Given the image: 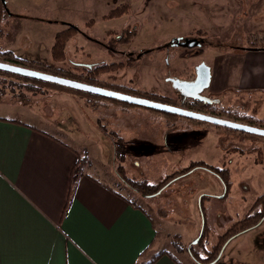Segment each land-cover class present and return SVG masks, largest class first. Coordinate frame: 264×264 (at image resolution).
<instances>
[{
  "label": "rangeland",
  "instance_id": "obj_1",
  "mask_svg": "<svg viewBox=\"0 0 264 264\" xmlns=\"http://www.w3.org/2000/svg\"><path fill=\"white\" fill-rule=\"evenodd\" d=\"M209 1L211 4L219 2L215 16L212 11L206 12L203 8L202 13L199 8L201 4ZM122 2H127L131 6L127 13L109 19L103 17L110 8ZM231 5L233 8H238L233 14L230 11ZM6 7L10 14L2 15L0 53L8 51L22 59L49 64L54 68L18 63L55 75H60L58 70L62 69L72 75L83 73L82 69L75 67L77 63H85V66L102 62L122 63V66L118 68L112 67L111 70L98 73L95 85L117 91L122 88L129 94L137 92L138 95L150 93L162 95L156 91L168 84L165 79L166 74L189 77V72L195 64L200 61L206 64L212 62L209 59L211 55L208 52L209 48L224 50L242 44L264 46V0H178V2L171 0H6ZM90 19L93 20V24H87ZM65 23L75 25L80 31L66 41L64 59L55 60L52 58L51 48L49 52V44L51 41L53 43L55 33L63 29ZM124 28L135 29V34L124 46H118L115 42L116 35ZM81 33L95 39L94 42H89ZM173 37H196L201 45L192 47L168 45ZM104 44L111 46L114 51L108 50ZM160 46L163 49L162 53L156 52L157 47ZM149 48L150 51H145ZM0 61L12 63L1 56ZM141 89H148L151 92ZM69 90L60 91L54 87L31 86L20 77L0 73V98L6 96L9 100L24 102L28 106L37 107L38 110L41 108L42 112L45 111L50 115L53 113V107L57 117L59 119L63 117L62 120H65L67 109L79 110V107H82L87 114H91L93 125L95 115L97 126L94 125V127L101 131L102 137L96 133L90 138L99 137L104 140L103 160L112 165H118L115 150L112 148L113 140L118 134L113 126L129 128L149 120H153L154 124H164L161 116L165 115L155 116V114H167V112L118 99L79 95L74 90ZM64 92L80 100V106L76 101H72L73 99L66 98ZM203 94L219 99L212 104V107H209L210 109H205L210 110L214 115L223 117L226 114L222 111H225L229 112L227 115L232 117L231 119L241 122L248 121V118L264 121L263 86L229 89L226 95L213 94L209 90H205ZM228 97H231V100L229 104H226ZM171 103L188 107L187 103L179 104L177 98L171 99ZM139 108L148 110L150 112L148 114L152 116L140 113ZM235 114L243 115V120ZM175 116L181 123L178 124L176 132L167 133V135L177 136L179 140L183 139V142L187 141L186 147L182 150L152 144V148H144L140 147L142 144L136 142L137 146L132 151L140 158L142 164L140 166L126 165L127 173L122 171L120 176L127 177L129 174L131 175L129 177L134 179H145L150 183H157L171 173L188 166L191 160L202 161L219 168H229L228 192L214 174L198 168L186 176L173 180L168 187L162 192L158 191L156 195L145 197L140 195L138 199L133 197L150 213L155 222L158 220L156 218L172 220L176 223V229L186 238V229L194 225L193 212L188 201L189 197L186 195L191 193V196H194L205 186L214 195L205 198L203 203L205 223L208 228L205 248L209 249L216 244L218 235L224 233L234 220L241 219L245 215L255 195L264 189V178L261 177L264 162H257L259 156L264 158V137L225 128V132L220 133L217 140L223 152H218L215 156L211 154V158H208L206 154L198 158L196 150L189 147L202 139V132L193 125L187 127L189 122L195 119L181 115ZM76 120L78 123L73 127L78 129L80 124L77 117ZM249 138L254 141L248 142L246 139ZM243 139L247 143L239 142ZM256 141L263 143L258 147ZM107 146L110 147L107 148ZM238 146L242 150L239 151L240 153L232 154L231 160L228 161L227 153L230 152L231 147L236 150ZM174 154H179L184 159L172 158ZM245 190L248 192V197L241 195ZM198 201L200 203V200ZM198 201L196 207L199 211H196V214L199 212L198 216L201 219ZM165 227L168 231L179 234L174 231L172 225L166 224ZM197 235L196 232L184 244V247L192 244V240ZM165 241L166 244H170L168 239ZM222 247L221 255L215 264H264V222L235 236L232 240L228 239Z\"/></svg>",
  "mask_w": 264,
  "mask_h": 264
},
{
  "label": "crops",
  "instance_id": "obj_2",
  "mask_svg": "<svg viewBox=\"0 0 264 264\" xmlns=\"http://www.w3.org/2000/svg\"><path fill=\"white\" fill-rule=\"evenodd\" d=\"M203 4L199 6L202 13L204 8L217 14L219 2ZM237 9L231 5V14ZM51 45L52 41L49 52ZM240 46L244 47L208 49L212 60L207 63L210 81L203 93L209 90L226 95L229 89L264 87V46ZM161 50L160 47L156 52ZM177 77L190 79L185 75ZM156 92L179 99L174 94L179 93L169 84ZM64 93L80 106V100ZM230 100L228 97L226 104ZM40 109L6 96L0 98V264H199L186 250L175 249V232L168 231L165 225H172L186 244L200 228L199 212L196 214L200 193L211 191L204 186L194 196L186 195L194 225L186 229L184 238L172 220L156 218L158 223L155 222L133 199L142 195L124 182L125 176H120V167L126 174V165L142 164L132 151L136 142L144 148H152V144L182 150L186 147L187 141L167 135L178 130L181 122L177 116L155 114L165 115L161 116L162 125L149 120L129 128L113 126L118 134L112 144L118 165H112L103 160L105 145L101 131L94 127L95 115L93 125L91 114L82 107L67 109L65 120L61 115L57 117L53 107L52 115ZM139 109L152 116L148 110ZM76 117L80 129L73 127L78 123ZM190 125L202 132V139L189 147L196 150L198 158L223 152L217 140L225 132L224 127L197 120H191L187 127ZM96 133L101 139L90 138ZM178 157L182 156L174 154L172 158ZM193 161L197 160L189 164Z\"/></svg>",
  "mask_w": 264,
  "mask_h": 264
},
{
  "label": "trees",
  "instance_id": "obj_3",
  "mask_svg": "<svg viewBox=\"0 0 264 264\" xmlns=\"http://www.w3.org/2000/svg\"><path fill=\"white\" fill-rule=\"evenodd\" d=\"M128 10H129V5L127 3H121L120 5L110 9L105 15H103V17L108 18V19L114 18V17H120L124 13H127ZM4 13L10 14L8 8L5 7L2 3V0H0V25L2 24V15ZM90 23L93 24L94 23L93 20L90 19V21H88L87 24H90ZM65 24H67V25L63 29L56 32L54 37H53V43L51 45V55H52V58L55 60L64 59L66 41L80 31V29L78 27H76L75 25H73L71 23H65ZM133 35H134V30L125 29L124 32H122L115 39V42H117V43L128 42L129 39H131V37ZM0 56L11 61L14 64L20 63V64H29V65H40L41 68H50V69L54 68L53 66H51L49 64H44V63L39 62V61L29 60L26 58L25 59L19 58V57L13 55L12 53H10L8 51L0 53ZM120 66H122V63L107 64L105 62H102V63H94L91 66H85V65L77 64L75 67L82 69L81 71H83V73H77V74L72 75L71 73H68L64 69L58 70L59 71L58 73L61 76H64L67 78L77 79L79 81H83V82L95 85V84H97L96 83V80H97L96 75L98 73L103 72L105 70H109V69L111 70L112 67L118 68ZM0 73H3V74L8 73L12 76L20 77V78L24 79L31 86L39 85V86L54 87V89L60 90V91H67V90L70 91L69 89H71V90H74L75 93H77L79 95L85 94V95H93L95 97H100V96L105 97V96H102L99 94H94V93H90L87 91L66 87V86L59 85V84L54 83V82L44 81V80H40L37 78L25 76V75H19V74L11 73V72L4 71L1 69H0ZM98 86H100V85H98ZM101 87H105V86H101ZM119 89L120 90H118V91L125 92V91H123L124 89H122V88H119ZM140 96H144V97L152 99V100H158V101L166 102V103L171 102V99L169 97L159 95V94H155V93H150L147 95H140ZM106 98H108V97H106ZM109 99H113V98H109ZM187 104H188L187 108H190L193 110H198V111H203L205 109H210L209 107H212V106H210V104H205L202 102L200 103L199 101H196V100L188 101ZM167 114H169L171 116L177 115V114H173V113H167ZM198 122L206 123V122H202V121H198ZM259 122L262 126H264V121H259ZM263 160L264 159H262L261 156H259V158L257 159V162L263 163ZM198 168L208 170L209 172L214 174L220 180L221 184L226 189H228L230 187L229 186L230 185V183H229V171L227 168H225V167L219 168V167L207 165L206 163H204L202 161H193L188 166L183 167L180 170L175 171L174 173H171L170 175H168L167 177L158 181L157 183H150L145 179H131V178H127V177L124 178V182L131 189H133L134 191H136L140 195L150 196L153 194H157L158 191L162 192L163 189L168 187L173 180H175L181 176L183 177V175L186 176L189 173H191L193 170L198 169ZM121 171H122V167H120V172ZM213 196L214 195L207 194V193H201L200 194L199 208H200L201 214L203 216V229H202V233H201V235H200V237H199V239L195 245L189 244V245L184 247V244L181 241L180 235L177 233L172 235V244L174 245L175 249L178 251L186 250L188 252V254L190 255V257L199 264H208L210 261L214 260L216 258V256L218 255L222 245L228 239L230 240V239L234 238L235 236L259 225V222H258L259 218L264 213V192H263L262 194H260L255 199V202L253 203V206L251 207L249 213L244 218L233 221L230 224V226L224 231V233L217 236L216 244H214L211 248L206 249L205 248V245H206L205 242L207 241L208 228H207L206 223H205V214H204L203 203H204L205 198L213 197ZM202 246H204V247H202ZM213 264H215V263H213Z\"/></svg>",
  "mask_w": 264,
  "mask_h": 264
},
{
  "label": "water",
  "instance_id": "obj_4",
  "mask_svg": "<svg viewBox=\"0 0 264 264\" xmlns=\"http://www.w3.org/2000/svg\"><path fill=\"white\" fill-rule=\"evenodd\" d=\"M2 3L6 7V0H2ZM170 43L172 45L192 47L199 45V40L195 37L192 38L173 37L170 39ZM77 64L85 65V63H77ZM0 69L19 75H25L44 81L54 82L66 87L79 89L94 94H99L108 98L118 99L135 105L150 107L159 111L181 115L190 119H195L213 125L224 126L234 130L264 136V127H259L248 123L234 121L228 118L209 114L203 111L185 108L179 105H174L161 101H155L146 97L136 96L126 92L113 90L111 88L101 87L98 85L86 83L83 81L67 78L60 75H55L38 69H33L6 61H0ZM194 70H195V76L194 78L191 79H184L177 76H171L167 78V80L170 81L171 87L182 96V102L186 99L196 100L205 104H213L215 102H218L219 101L218 99L210 98L205 94H203L204 88L208 86L210 81L209 66L204 61H200L195 66ZM202 229H203V218L201 216L200 229L197 237L192 240L191 242L192 244L198 241L202 233ZM222 249L223 247L219 251L216 258L211 262H209V264L215 263L218 260V258L221 255Z\"/></svg>",
  "mask_w": 264,
  "mask_h": 264
},
{
  "label": "flooded vegetation",
  "instance_id": "obj_5",
  "mask_svg": "<svg viewBox=\"0 0 264 264\" xmlns=\"http://www.w3.org/2000/svg\"><path fill=\"white\" fill-rule=\"evenodd\" d=\"M122 3H127V2H122ZM121 4V3H120ZM119 4V5H120ZM128 5H129V10L131 9V6H130V4L129 3H127ZM114 8V7H113ZM112 9V8H111ZM125 14V13H124ZM65 25H67V24H65ZM125 29H130V28H124L123 30H121L120 32H119V34H117L116 35V37H118L122 32H124V30ZM130 30H134V34H135V29H130ZM84 32V31H83ZM85 33V32H84ZM82 34V33H81ZM82 35H84V34H82ZM85 36V38L86 39H88V41L89 42H94V40L95 39H92L90 36H88V35H84ZM115 43V42H114ZM126 43H128V42H119V43H117L118 44V46H124V44H126ZM201 43H200V40H199V45H200ZM168 45H172L171 43H170V40H169V42H168ZM104 46L105 47H107V49L108 50H110L111 52H113L114 50H113V48L111 47V46H108V45H105L104 44ZM173 46V45H172ZM198 46V45H197ZM160 47H162V46H160ZM160 47H157V49H159ZM238 47H244V46H238ZM259 47H262L261 45L259 46ZM150 48H154V47H150ZM150 48L149 49H147V50H145V51H150ZM247 48H257V46H255V45H249V46H247ZM112 49V50H111ZM142 52H144V51H142ZM142 52H140V53H142ZM193 73H194V66H193V68L190 70V72H189V74H190V76L188 77V78H192L193 77ZM167 76H165V79H166V82H168V84L170 85V81H168L167 80V78H169V77H171V76H175V75H172V74H169V73H167L166 74ZM171 86V85H170ZM132 94V93H131ZM175 94V96L176 97H179V99H178V102H179V104H180V102H181V104L182 105H184V103H187L188 101H191L190 99H186V100H184L183 102H182V96L179 94L178 96H177V94L176 93H174ZM132 95H136V96H140V95H138L137 94V92H135L134 94H132ZM163 96H165V95H163ZM142 97H144V96H142ZM166 97H169L170 99H173V97H170V96H166ZM213 98V97H212ZM155 101H158V100H155ZM166 103V102H165ZM201 103V102H200ZM210 106H212V104H210ZM208 111V112H207ZM203 112H206V113H209V114H212L211 113V111L210 110H203ZM222 113H224V114H226V115H223V117L224 118H228V119H231L232 117H230L229 115H227L229 112H225V111H222ZM214 115V114H213ZM218 116V115H217ZM235 116L236 117H239V119L240 120H243V115H238V114H235ZM231 120H234V121H238L237 119H231ZM198 121V120H197ZM259 121H262L261 119H251V118H248V121H246V122H242V123H248V124H251V125H254V124H258V125H255V126H259V127H264V126H262L261 124H260V122ZM238 122H241V121H238ZM218 126V125H217ZM222 127H224V126H222ZM224 128H228V127H224ZM231 129V128H230ZM234 130V129H233ZM236 131H238V130H236ZM241 133H246V134H251V135H257V134H252V133H247V132H242V131H240ZM257 136H259V137H264V136H261V135H257ZM255 139V138H254ZM246 140H248V142H252V141H254V140H250V139H246ZM245 139H243V140H240L239 142L240 143H247V141H246ZM256 143L258 144V147H259V145L260 144H262L263 142H261V141H256ZM241 144V145H242ZM242 146H244V145H242ZM233 149V150H232ZM240 150H242L241 149V147H236V150H234V147H231V150H230V152H228L227 154V156H228V161L229 160H231V158H232V154H235V153H240L239 151ZM231 153V154H230ZM264 159V158H263ZM263 162H264V160H263ZM225 168H227V167H225ZM227 169H229V168H227ZM229 176H230V171H229ZM180 178V177H179ZM179 178H177V179H179ZM176 179V180H177ZM169 184V183H168ZM223 186V185H222ZM224 187V186H223ZM224 189L226 190V192H228V189H226L225 187H224ZM225 192V193H226ZM264 192V189L261 191V192H259L258 194H256L255 195V198H254V200H253V202H252V204L249 206V208H248V210H247V212L245 213V215L242 217V218H244L248 213H249V211H250V209H251V207L253 206V203L255 202V199L260 195V194H262ZM153 195H156V194H153ZM241 195H243L244 197H248V192L245 190ZM151 196V195H150ZM242 196V197H243ZM199 200H200V197H199ZM247 201V200H246ZM200 204V203H199ZM200 209V208H199ZM201 212V211H200ZM201 216H202V214H201ZM202 218H203V216H202ZM237 220H239V219H237ZM234 221H236V220H234ZM264 221V213H263V215L259 218V224H261L262 222ZM258 226V225H257Z\"/></svg>",
  "mask_w": 264,
  "mask_h": 264
}]
</instances>
